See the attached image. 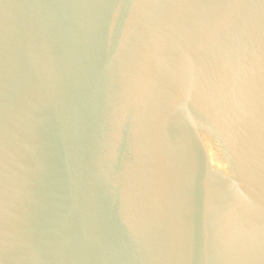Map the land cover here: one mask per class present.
<instances>
[{"label": "water", "instance_id": "water-1", "mask_svg": "<svg viewBox=\"0 0 264 264\" xmlns=\"http://www.w3.org/2000/svg\"><path fill=\"white\" fill-rule=\"evenodd\" d=\"M0 264H264V0H0Z\"/></svg>", "mask_w": 264, "mask_h": 264}]
</instances>
